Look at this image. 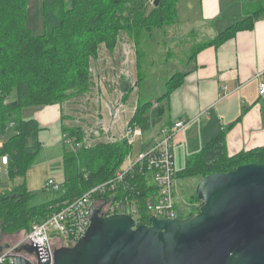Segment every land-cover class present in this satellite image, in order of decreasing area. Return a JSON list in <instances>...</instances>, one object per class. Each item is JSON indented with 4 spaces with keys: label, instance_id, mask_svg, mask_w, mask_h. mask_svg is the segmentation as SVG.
Wrapping results in <instances>:
<instances>
[{
    "label": "trees",
    "instance_id": "obj_1",
    "mask_svg": "<svg viewBox=\"0 0 264 264\" xmlns=\"http://www.w3.org/2000/svg\"><path fill=\"white\" fill-rule=\"evenodd\" d=\"M241 1L243 19L213 39L194 45L189 59L206 48L219 47L238 32L251 30L254 23L264 17V0ZM152 2L42 0L43 33L34 36L26 26L27 0H0V158H8V177H23L41 149L39 134L43 129L36 120L22 118L21 110L61 105L88 92L91 85L90 59L97 58L101 44L113 52L121 32L126 33L136 47V84L139 86L142 81L140 43L154 30L171 27L177 22L178 0H162L157 7ZM183 78L180 73L171 76L165 84L166 92L156 101L137 102L129 125L141 129L144 148L151 143L154 129L162 121L166 106L163 102L168 101ZM131 92L129 89L122 96L123 102L129 99ZM13 102L17 104L12 106ZM155 103L157 107L153 108ZM61 137L64 178L58 196L41 205L30 206L33 196L25 183L0 192V236L20 230L27 235L32 225L59 212L65 204L91 188L112 179L131 150L124 140L88 149L66 150L64 137L73 140L74 144L79 143L82 131L63 125ZM245 164L264 165V145L229 156L225 135L221 133L198 153L187 157L185 167L176 171L175 179H202L210 174L230 172ZM124 181L115 198L127 195L136 200V220L147 223L150 216L146 213L145 203L157 191L150 173L136 168ZM124 183L128 184L127 188ZM194 197L197 211L188 213L186 217L197 214L202 205Z\"/></svg>",
    "mask_w": 264,
    "mask_h": 264
},
{
    "label": "crops",
    "instance_id": "obj_2",
    "mask_svg": "<svg viewBox=\"0 0 264 264\" xmlns=\"http://www.w3.org/2000/svg\"><path fill=\"white\" fill-rule=\"evenodd\" d=\"M237 1L242 6V1ZM224 2L225 0H199L202 28L210 34L205 41L213 39L237 22L234 21L231 25L225 22L223 14L228 7ZM229 17L228 15L226 18ZM242 19L243 16L240 20ZM129 40L131 39L124 40L119 36V44L113 52L110 53L104 46L98 50L97 58L90 65L91 85L88 92L61 105L45 107L37 117L32 118L46 131L47 125L41 124L50 116L57 138L54 142L59 143L62 139V125L82 129L92 122V117L100 109L102 102L110 107L112 100L120 98V84L126 80L122 75L127 71L119 70L116 65L117 62H124L125 55L129 56L124 59H129ZM136 60L135 52L137 80ZM187 61V70L180 73L184 75L182 83L169 95L168 101L163 102L166 104L165 113L154 129L155 134L160 125L170 126L176 121H185L184 127L175 133L172 150L174 160L175 154L179 156V152L186 159L198 153L221 133L225 135V147L229 156L263 146L264 96L259 95L258 87L264 81V17L256 21L251 30L238 32L219 47L206 48L193 59L187 58ZM141 74L143 80V73ZM128 110L120 122L111 123L112 119L105 118L103 123L113 128L112 132H117L121 122L127 118ZM43 131L41 132L45 133Z\"/></svg>",
    "mask_w": 264,
    "mask_h": 264
},
{
    "label": "water",
    "instance_id": "obj_3",
    "mask_svg": "<svg viewBox=\"0 0 264 264\" xmlns=\"http://www.w3.org/2000/svg\"><path fill=\"white\" fill-rule=\"evenodd\" d=\"M120 89L128 92L127 80ZM195 194L202 203L197 214L152 216L147 223L127 214L103 217L91 207L90 225L76 244L46 259L37 247L20 245L14 264H32L26 256L33 254L37 264H264V165L205 176Z\"/></svg>",
    "mask_w": 264,
    "mask_h": 264
},
{
    "label": "rangeland",
    "instance_id": "obj_4",
    "mask_svg": "<svg viewBox=\"0 0 264 264\" xmlns=\"http://www.w3.org/2000/svg\"><path fill=\"white\" fill-rule=\"evenodd\" d=\"M64 1L67 2L68 0ZM224 3L228 7L227 11L223 14L225 22L230 23L228 25H231L234 21H239L243 16L242 6L239 5L240 3H238L237 0H225ZM41 4L42 0H27L26 26L34 36L43 33ZM230 6H233V8ZM228 15L230 17L226 18ZM202 24L203 21L201 20L199 0H178L176 24L171 27L154 30L151 35L146 39H143L138 47L140 69L143 73V80L140 82L137 90L132 94L130 101L127 100L125 102L127 104L130 103V105L132 104L128 110L129 114L131 113V108L134 105V102L137 101L142 103L156 101L158 97L166 92L165 84L168 78L176 73H184L187 70V58L190 54L191 48L194 45L205 41V39H209L206 37L210 34H208L207 30L202 28ZM119 36L123 37L124 40L129 39L124 32L119 33L118 37ZM129 41L130 43L127 47L131 50L129 59L125 60L124 58L129 56L125 55L123 57L124 62H117L116 66L119 67V70L127 71L126 73H123V77L136 81V47L133 41ZM118 44L117 41L116 46ZM102 46L105 47L104 44H101L98 50H101ZM94 61V59H90V65H92ZM114 64H112V66ZM115 72L116 71H114V73ZM95 81L98 82L97 77H95ZM114 101L115 99L112 100L110 104ZM72 103H74V101H72ZM43 108L45 107L24 108L21 110L20 114L24 119L34 118V116L37 117L39 113L42 112ZM100 110L102 119H111V109L109 106H105L102 102ZM42 123L43 124H40L47 125L48 129L43 131L45 133L41 132L39 134L42 143L40 152L33 157L34 159L23 177H8L6 167H3L0 162V192H4L9 188L25 183L28 191H30L33 196L29 203L30 206H38L57 197L59 190L53 191L52 189L45 188V184L49 180H53L55 183L60 184L64 178L62 165L64 148L61 139L59 143L54 142L57 138L54 134V125L52 124L53 122L50 119V116H48ZM64 147L66 150H70L69 145L65 144ZM138 151L139 143L138 140H136L133 145V158ZM185 163L186 158L184 155L180 152L179 156L175 154L174 168L176 171H181L185 167ZM200 179V177H193L176 181L174 203L177 216L186 217L190 212L196 213L197 204L195 203L196 201L194 197L196 196L195 187ZM25 237L26 233L23 230L6 233L0 236V245L7 243L11 246H16L22 244Z\"/></svg>",
    "mask_w": 264,
    "mask_h": 264
},
{
    "label": "built area",
    "instance_id": "obj_5",
    "mask_svg": "<svg viewBox=\"0 0 264 264\" xmlns=\"http://www.w3.org/2000/svg\"><path fill=\"white\" fill-rule=\"evenodd\" d=\"M128 83L131 93H134L137 90L136 82ZM258 93L260 96H264V81L259 84ZM124 94L121 91L120 98L110 104L111 123L120 122L132 105L122 101ZM136 104L137 101L134 102L131 113L121 122V127L117 132H112L113 128L103 123L101 110L98 109L92 117V122L82 129L79 128L82 131V139L79 143L74 144L73 140L64 137V144L69 145L71 150L88 149L98 144H115L122 140L127 142L131 150L112 179L91 188L81 197L65 204L59 212L52 214L40 223L32 225L22 244L0 251V264H14L15 249L24 244L37 247L45 259L46 254L49 257L52 256L55 248L73 246L85 234L90 225L89 209L91 207L98 209L103 217L114 214H127L136 220L138 214L136 200H131L127 195L120 199L115 198L118 187L125 182L126 177L132 174L136 168L139 171L146 170L150 173L151 181L157 190L156 195L148 198L145 203L146 213L150 217L155 216L163 219L179 217L174 208L176 170L172 150L175 133L184 127L185 121L179 120L170 126L160 125L155 134L153 133L151 143L144 148L141 129L129 125ZM155 107H157L156 103L153 105V108ZM136 140L139 143V151L133 158V145ZM1 146L2 143H0V148ZM0 159L2 165L8 164L7 156H2ZM124 184L123 186L127 188L128 184ZM45 188L58 191L61 188V183L58 184L53 180H49L45 184ZM26 257L32 264H37L38 260L34 254Z\"/></svg>",
    "mask_w": 264,
    "mask_h": 264
},
{
    "label": "bare ground",
    "instance_id": "obj_6",
    "mask_svg": "<svg viewBox=\"0 0 264 264\" xmlns=\"http://www.w3.org/2000/svg\"><path fill=\"white\" fill-rule=\"evenodd\" d=\"M146 5V4H145ZM129 10V9H128ZM129 13V12H128ZM130 15V14H129ZM116 23V22H115ZM112 25H114V23L112 24ZM105 27V26H104ZM119 27V26H118Z\"/></svg>",
    "mask_w": 264,
    "mask_h": 264
},
{
    "label": "flooded vegetation",
    "instance_id": "obj_7",
    "mask_svg": "<svg viewBox=\"0 0 264 264\" xmlns=\"http://www.w3.org/2000/svg\"><path fill=\"white\" fill-rule=\"evenodd\" d=\"M59 248H61V247H59ZM56 249H58V248H56ZM55 250V249H54ZM30 256V255H29Z\"/></svg>",
    "mask_w": 264,
    "mask_h": 264
}]
</instances>
